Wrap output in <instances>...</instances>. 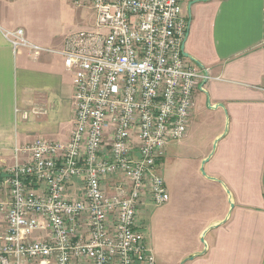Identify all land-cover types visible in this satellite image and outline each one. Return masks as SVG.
I'll return each mask as SVG.
<instances>
[{
  "label": "built area",
  "instance_id": "2783aa9c",
  "mask_svg": "<svg viewBox=\"0 0 264 264\" xmlns=\"http://www.w3.org/2000/svg\"><path fill=\"white\" fill-rule=\"evenodd\" d=\"M73 1L90 6L99 31L70 36L59 53L73 78V128L66 142L36 139L21 150L29 161L0 179V264H156L140 208L168 202L159 161L186 136L208 80L183 56L191 0ZM5 37L44 51L20 29Z\"/></svg>",
  "mask_w": 264,
  "mask_h": 264
},
{
  "label": "crops",
  "instance_id": "0c3cea01",
  "mask_svg": "<svg viewBox=\"0 0 264 264\" xmlns=\"http://www.w3.org/2000/svg\"><path fill=\"white\" fill-rule=\"evenodd\" d=\"M181 15L187 22L184 52L208 80L195 94L180 146L201 116L217 122L196 163L197 171L205 173L199 184L206 217L185 230L189 235L199 232L201 247L191 254L204 249V232L206 251L185 264H264V0H191L182 4ZM19 29L28 43L44 51L14 49L5 34ZM79 32L70 21L58 19L50 0H0L3 175L29 161L30 155L21 150L36 139L68 140L74 120L73 78L59 53ZM77 184L70 188L73 195L78 194ZM194 184L190 194L198 198ZM183 187L180 180V206ZM105 188L110 192L111 185ZM182 214L186 218L188 213ZM5 229L0 214V234Z\"/></svg>",
  "mask_w": 264,
  "mask_h": 264
},
{
  "label": "rangeland",
  "instance_id": "374dc122",
  "mask_svg": "<svg viewBox=\"0 0 264 264\" xmlns=\"http://www.w3.org/2000/svg\"><path fill=\"white\" fill-rule=\"evenodd\" d=\"M50 2L53 3L61 22L70 21L71 28L79 31H95V22L89 5H78L73 0ZM215 130L216 120L211 119L209 115L201 116L181 146L180 142L170 143L159 161L158 171L164 180L169 200L158 208L148 205L149 202L145 203V208H142L145 209L144 212L142 211V215L139 213L140 231L152 249L156 264H180L181 258L192 255L191 253L201 247L198 241L199 232L189 235L185 230L191 228L192 223L199 224L206 217L204 204L203 208L201 207L203 185L199 184L205 181V177L202 172L197 171L196 163L198 157L209 146V136ZM180 180H183L184 185L182 192L184 201L181 206ZM191 182L195 183L194 187L199 192L198 198L190 194ZM142 209L140 208V212ZM184 211L188 213L186 218L182 214Z\"/></svg>",
  "mask_w": 264,
  "mask_h": 264
},
{
  "label": "water",
  "instance_id": "95a60500",
  "mask_svg": "<svg viewBox=\"0 0 264 264\" xmlns=\"http://www.w3.org/2000/svg\"><path fill=\"white\" fill-rule=\"evenodd\" d=\"M182 49H183V56H184L186 59L191 60L190 56H188V54H186V53L184 52V46H183ZM201 172H202L203 175H205V173H204L203 170H201ZM229 206H230V209L233 208V204L230 203V202H229ZM204 235H205V232L202 234V236H201V238H200V242L203 244L204 249H203L202 251H200V252L194 253V254H192V255H190V256L184 258V259L180 262V264H185L186 262L191 261V260H193V259H195V258H197V257H200V256H202V255L205 253V251H206V244H205V242H204Z\"/></svg>",
  "mask_w": 264,
  "mask_h": 264
},
{
  "label": "trees",
  "instance_id": "16d2710c",
  "mask_svg": "<svg viewBox=\"0 0 264 264\" xmlns=\"http://www.w3.org/2000/svg\"><path fill=\"white\" fill-rule=\"evenodd\" d=\"M2 177H3V174H2V173H0V179H2Z\"/></svg>",
  "mask_w": 264,
  "mask_h": 264
}]
</instances>
